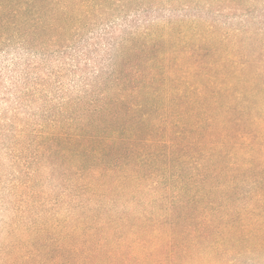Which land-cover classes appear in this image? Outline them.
<instances>
[{
  "label": "rangeland",
  "instance_id": "374dc122",
  "mask_svg": "<svg viewBox=\"0 0 264 264\" xmlns=\"http://www.w3.org/2000/svg\"><path fill=\"white\" fill-rule=\"evenodd\" d=\"M153 4L99 20L62 48L53 34L1 46L0 264H113L145 252L144 206L92 197L60 165L59 131L86 121L91 100L124 73L165 56L172 78L219 101L221 121L264 125V0ZM256 258L239 262L264 264Z\"/></svg>",
  "mask_w": 264,
  "mask_h": 264
},
{
  "label": "trees",
  "instance_id": "16d2710c",
  "mask_svg": "<svg viewBox=\"0 0 264 264\" xmlns=\"http://www.w3.org/2000/svg\"><path fill=\"white\" fill-rule=\"evenodd\" d=\"M155 1L0 0V48L16 38L28 46V37L42 45L45 34L62 48L97 21ZM164 60L100 89L88 119L59 131L60 165L92 197L144 206L145 252L113 264L255 261L264 255V125L221 121L219 101L172 78Z\"/></svg>",
  "mask_w": 264,
  "mask_h": 264
}]
</instances>
